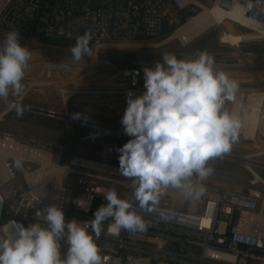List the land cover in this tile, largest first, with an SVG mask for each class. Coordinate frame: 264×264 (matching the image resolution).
Segmentation results:
<instances>
[{
    "label": "built area",
    "instance_id": "1",
    "mask_svg": "<svg viewBox=\"0 0 264 264\" xmlns=\"http://www.w3.org/2000/svg\"><path fill=\"white\" fill-rule=\"evenodd\" d=\"M250 2L251 8L249 0H0V30L19 29L23 45L40 37L76 39L91 30V43L98 52L103 48L143 46L145 41L173 35L199 13L214 8L229 12L240 7L243 19L264 28V0ZM242 18L227 20L245 29L237 34L251 32L240 23ZM95 66L107 69L111 65L95 60ZM129 84L127 90L109 92L122 99L121 114L129 90L137 95L145 91L143 86ZM15 102L24 112L65 121L66 136L73 140L66 136L67 143L42 140L0 127V151L4 153L0 168V236L7 235L9 221L24 226L34 223L35 211L49 204L60 206L66 221H90L97 208L107 203L106 190L115 188L121 198L132 202L149 227L135 234L112 231V220H106L96 241L104 264H264V179L257 180L254 175L258 166L244 164L252 177L237 187L211 185L207 179L212 172L200 182L205 192L199 197L169 187L158 205L171 217L164 220L158 210L150 212L138 206L131 180L119 174L118 160L75 147L77 142L100 146L101 137L122 132L117 130H123L122 117L114 124L92 118L85 122L72 119L66 105L59 110L26 103L21 97ZM5 110L6 114L15 111L8 106ZM64 112L71 120L64 117ZM3 117L0 126L5 123ZM74 124L93 131L76 136ZM261 127L264 139V117ZM248 157L257 160L255 155ZM17 158L24 162L20 169L13 166ZM66 250L62 242V253Z\"/></svg>",
    "mask_w": 264,
    "mask_h": 264
},
{
    "label": "clouds",
    "instance_id": "2",
    "mask_svg": "<svg viewBox=\"0 0 264 264\" xmlns=\"http://www.w3.org/2000/svg\"><path fill=\"white\" fill-rule=\"evenodd\" d=\"M92 39L91 30L76 38L69 48L73 62L93 55ZM20 40V30L13 29L0 41V103L14 108L17 116H23L24 109L15 98L25 93V70L32 60L30 48ZM161 60L142 69L145 91L126 94L120 123L131 139L116 151L119 174L131 180L138 206L158 210L168 220L170 215L158 209L164 191L172 187L187 196L203 195L205 187L200 182L213 172L208 162L231 150L241 122L225 108L236 99L239 84L216 67L213 56L201 51L178 58L166 52ZM71 118L88 119L81 113ZM23 163L17 158L13 166L20 169ZM104 199L107 203L97 208L90 221H66L57 204L38 208L35 222L27 226L9 221L7 235L0 236V264H104L96 241L106 220H112V231L135 234L149 227L132 202L121 198L115 188L107 189ZM62 242L67 245L63 253Z\"/></svg>",
    "mask_w": 264,
    "mask_h": 264
},
{
    "label": "rangeland",
    "instance_id": "3",
    "mask_svg": "<svg viewBox=\"0 0 264 264\" xmlns=\"http://www.w3.org/2000/svg\"><path fill=\"white\" fill-rule=\"evenodd\" d=\"M253 30L243 34L245 38H241L238 43L233 37L238 32H245V29L228 21L221 25H213L187 43L177 38L167 41L170 34H166L160 38L143 42L145 44L143 46L103 48L96 52L93 43L90 42L93 55L84 57L80 62H73L69 52V48L76 43V39L40 37L28 45L32 52V60L25 70L23 83L26 85V90L17 98L21 97L29 104L45 108L54 107L59 110H63L66 105L71 114L81 113L88 118L114 124L118 118L123 116L120 109L123 101L117 98L118 95L110 94V91L127 90L131 85L129 83H133V80L136 81L135 85L143 86L142 69L153 67L155 61L162 62L163 53H172L178 58H189L204 51L214 57L216 67L217 65L239 67L222 70L238 82L237 93L243 95L235 99L240 106L238 117L241 126H255L254 117L251 121L249 115L253 114L255 109L257 112L261 109V99L254 96L261 94L257 84L258 80L264 83V34L256 27H253ZM6 33L3 29L0 30V41ZM230 37L236 46L232 44ZM249 39H257V41ZM95 60L111 66L107 69H96V66L93 67ZM121 64L130 67H114V65ZM250 67L252 69H249ZM232 107L233 101L225 105L229 112H232ZM6 108V105L0 103V112ZM3 120L5 123L0 126L3 130L42 140L68 142L65 138L68 125L63 120L28 112H24L23 116H17L15 111L6 114ZM73 130L76 136L93 131V129L77 124L73 125ZM262 133L263 128L260 125L255 138L248 139L251 136H238L229 152L212 158L208 166L213 169L214 173L207 179V182L211 185L237 187L243 183V180L250 179L252 175L244 167L243 159L238 160L234 156L255 155L254 158L257 161L264 162ZM129 139L131 137L125 135L124 132L116 131L101 137L98 140L100 146L90 147L84 145L83 142L74 144L76 149L84 150L85 153L118 160L120 154L116 149L122 147ZM256 171L264 179V167H257Z\"/></svg>",
    "mask_w": 264,
    "mask_h": 264
},
{
    "label": "bare ground",
    "instance_id": "4",
    "mask_svg": "<svg viewBox=\"0 0 264 264\" xmlns=\"http://www.w3.org/2000/svg\"><path fill=\"white\" fill-rule=\"evenodd\" d=\"M241 13L242 10L240 7H234L232 8L229 12H225V11H221L217 8L214 9H210L204 12L199 13L192 21L188 22L187 24H185L184 26H182L180 29H178L173 35H170L166 40L170 41L171 39H179L181 40L183 43H187L189 42L191 39H193L195 36H198L199 34H201L203 31L209 29L210 27H212L213 25H221L223 23H225L227 20H237L236 18H242L241 17ZM240 23H242L245 27H247L249 30H253V27H256L258 29H260V31L264 34V28L256 25L254 23H251L249 21H246L245 19H239ZM66 65V64H64ZM77 65V64H75ZM50 67V66H49ZM62 67V66H61ZM81 68V67H80ZM249 69H252L251 67ZM257 84L259 85V88L261 90V94L258 93V95H255L254 97H258L259 99H261V109L260 111H256L253 114L251 113V115H249V119L251 118V121L253 120L252 118L254 117L256 123L255 126H241L238 136H251V138L248 137V139H252L254 134L256 133L258 127L260 126V124L262 125V119L264 117V95L262 96V94H264V83L260 82L258 80ZM236 97L239 96H243V95H239L238 93H236ZM250 105V103H249ZM239 105L236 103V101H233V107H232V112L236 113L238 115V111H239ZM253 110V107H252ZM6 114V110L1 111L0 112V120L2 119V117ZM64 117L67 120H71L69 117V113L68 112H64ZM121 130L123 132V130L118 127L117 130ZM250 133V134H247ZM66 138H70L68 136H66ZM71 140H73V138H70ZM238 139V138H237ZM247 139V138H246ZM245 141V140H243ZM248 141V140H247ZM245 141V142H247ZM75 142V141H74ZM234 158L241 160L243 159V163L247 164V165H255L258 167H264V162L261 161H257V160H253L251 158H249L248 156H243V157H235ZM3 159H4V153L2 151H0V168L3 165ZM254 175L256 176V179L259 180L261 178V176L255 172L254 170Z\"/></svg>",
    "mask_w": 264,
    "mask_h": 264
},
{
    "label": "crops",
    "instance_id": "5",
    "mask_svg": "<svg viewBox=\"0 0 264 264\" xmlns=\"http://www.w3.org/2000/svg\"><path fill=\"white\" fill-rule=\"evenodd\" d=\"M206 31V30H205ZM204 32V31H203ZM234 39H236L237 40V42L236 43H238V42H240L241 41V38L243 39V38H245L244 36H243V34H236V35H234V37H233ZM230 39H231V41H232V37H230ZM232 44L234 45V46H236L235 45V43H233V41H232ZM250 51V50H249ZM217 68L218 69H229V68H232V69H238L239 67H236V66H232V65H230V66H222V65H217ZM245 85V84H244ZM5 111V110H4Z\"/></svg>",
    "mask_w": 264,
    "mask_h": 264
}]
</instances>
